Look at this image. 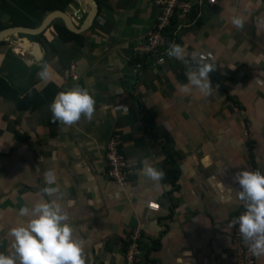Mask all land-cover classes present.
Wrapping results in <instances>:
<instances>
[{
    "label": "crops",
    "instance_id": "crops-1",
    "mask_svg": "<svg viewBox=\"0 0 264 264\" xmlns=\"http://www.w3.org/2000/svg\"><path fill=\"white\" fill-rule=\"evenodd\" d=\"M190 1L192 11L166 33L162 64L135 53L157 12L152 0H93L96 14L78 33L79 48L64 52L65 65L49 45L59 19L38 35L0 42V78L22 100L17 107L0 97V252L12 251L8 233L26 219L19 209L39 199L40 187L53 186L86 264H124L134 231L139 264H233L230 236L242 206L231 178L241 169L264 174V0ZM88 11L83 0L63 10L74 26ZM233 15L245 20L243 29L231 24ZM21 38L43 47L39 61ZM170 41L185 49L187 60L195 55L216 64L210 96L179 91L186 65L166 55ZM45 65L50 76L42 80ZM70 66L75 80L65 75ZM49 85L55 94L47 114L59 92L79 85L95 98L93 119L71 127L55 122L49 131L39 109L31 108ZM142 107L153 112L152 122L142 118ZM113 133L133 171L127 185L105 173ZM168 139L177 187L153 182L143 171L145 161L164 171ZM49 171L54 185H45ZM256 264H264V255Z\"/></svg>",
    "mask_w": 264,
    "mask_h": 264
},
{
    "label": "clouds",
    "instance_id": "clouds-1",
    "mask_svg": "<svg viewBox=\"0 0 264 264\" xmlns=\"http://www.w3.org/2000/svg\"><path fill=\"white\" fill-rule=\"evenodd\" d=\"M215 2V0H213ZM231 24L243 29L245 20L239 15L231 17ZM166 55L185 63L186 84L179 91L190 94L198 90L204 97L212 92L209 73L216 64L198 59L193 55L186 59L185 49L175 42H169ZM42 80L50 76L47 65L38 73ZM96 101L87 88L79 85L59 92L50 104L53 122L71 127L82 117L91 121L95 113ZM144 175L153 182L161 181L165 172L144 162ZM238 184L236 198L244 211L235 219L242 241L254 256L264 255V174L260 170L241 169L232 176ZM55 173L45 175V185H54ZM59 189L42 186L39 199L31 207L19 209V216L26 218L13 226L8 235L12 238V251L0 252V264H86L83 248L69 222L68 213L57 197Z\"/></svg>",
    "mask_w": 264,
    "mask_h": 264
},
{
    "label": "built area",
    "instance_id": "built-area-1",
    "mask_svg": "<svg viewBox=\"0 0 264 264\" xmlns=\"http://www.w3.org/2000/svg\"><path fill=\"white\" fill-rule=\"evenodd\" d=\"M194 4L190 0H152V7L157 11L154 21L140 42L136 55L140 59H151L156 64H162L165 60L166 30L173 21L183 20L192 11ZM141 68V65H137ZM66 77L75 80L76 74L73 67L65 70ZM120 135L113 133L105 146L106 176L119 185H127L133 171L120 149ZM244 209L242 207L241 212ZM240 212V214H241ZM230 253L233 264H256V256L248 250L242 241L238 224L232 230L230 236ZM142 250L139 242V234L134 231L124 250V264H139Z\"/></svg>",
    "mask_w": 264,
    "mask_h": 264
},
{
    "label": "trees",
    "instance_id": "trees-1",
    "mask_svg": "<svg viewBox=\"0 0 264 264\" xmlns=\"http://www.w3.org/2000/svg\"><path fill=\"white\" fill-rule=\"evenodd\" d=\"M70 1L71 0H0V30L14 26L34 28L45 14L52 10L63 11ZM3 16H6L5 21L1 20ZM174 24L175 21L172 22L165 33H167V31H174ZM172 28L173 30H170ZM51 29L55 36L50 41L49 45L59 62L65 65V62H63L64 52L76 51L82 43V37L79 34L68 31L63 25H58L56 23L51 24ZM68 42H73V47L65 48L64 44ZM18 91V89L10 86L0 78V97L13 102L15 106L20 107L22 100L17 96ZM42 91V97L37 96L36 101L31 104V108L39 109L49 131L53 132L55 122H53L52 116L47 114V109L53 95L55 94V89H53L52 85H49ZM141 114L142 118L147 122L150 123L153 121L154 114L148 109L142 107ZM169 142L170 140L168 139L164 147L167 146L168 148V145L170 144ZM167 148L165 147V176L163 179L171 183L174 187H177L176 182L178 179V172L174 168V160L171 155V150ZM156 247L157 246L154 245V248Z\"/></svg>",
    "mask_w": 264,
    "mask_h": 264
},
{
    "label": "water",
    "instance_id": "water-1",
    "mask_svg": "<svg viewBox=\"0 0 264 264\" xmlns=\"http://www.w3.org/2000/svg\"><path fill=\"white\" fill-rule=\"evenodd\" d=\"M88 7V13L82 21L80 26H74L70 21V18L67 14L60 10H52L48 12L41 22L34 28H26L21 26H14L0 30V42L6 39L7 37L21 34L24 36H35L44 31V29L49 25V23L55 19H59L62 22V25L68 31L78 34L79 32L85 30L90 22L93 20L96 14V6L94 5L93 0H83ZM20 45L25 46L31 50L32 56L36 61H39L43 47L37 42H29L25 38L20 39Z\"/></svg>",
    "mask_w": 264,
    "mask_h": 264
}]
</instances>
